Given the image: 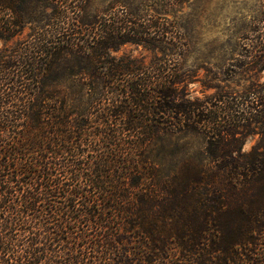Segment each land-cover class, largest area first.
<instances>
[{
  "label": "trees",
  "instance_id": "1",
  "mask_svg": "<svg viewBox=\"0 0 264 264\" xmlns=\"http://www.w3.org/2000/svg\"><path fill=\"white\" fill-rule=\"evenodd\" d=\"M83 7L0 0V41L30 30L0 54V264H264V4L201 78L174 20ZM127 43L160 56L110 55ZM164 133L200 136L204 160Z\"/></svg>",
  "mask_w": 264,
  "mask_h": 264
},
{
  "label": "rangeland",
  "instance_id": "2",
  "mask_svg": "<svg viewBox=\"0 0 264 264\" xmlns=\"http://www.w3.org/2000/svg\"><path fill=\"white\" fill-rule=\"evenodd\" d=\"M163 0H84L81 21L89 23L106 11L124 9L136 15H151L154 19L167 17L183 28L189 44V52L181 62L182 69H199L198 77H203L205 69L220 73L228 69L229 59L237 49L244 29L256 15L264 0H185L181 8L168 16L164 15ZM30 32L28 28L13 41H0V54L22 41ZM110 55L148 63L158 50L152 51L142 45L127 43L121 45ZM264 81V75H262ZM212 91H204L205 94ZM203 89L199 82L189 86L192 97L202 96ZM254 141H248L244 150H249ZM204 140L198 135L164 133L158 140V148L163 151L176 150L178 157L204 160Z\"/></svg>",
  "mask_w": 264,
  "mask_h": 264
}]
</instances>
